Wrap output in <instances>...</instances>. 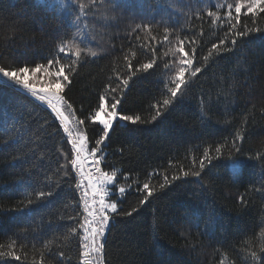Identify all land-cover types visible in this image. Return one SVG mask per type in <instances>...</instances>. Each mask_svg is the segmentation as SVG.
<instances>
[{"label":"trees","instance_id":"1","mask_svg":"<svg viewBox=\"0 0 264 264\" xmlns=\"http://www.w3.org/2000/svg\"><path fill=\"white\" fill-rule=\"evenodd\" d=\"M235 2L116 0L113 15L119 23L113 21L110 28L89 25L90 35L107 51L95 63L89 62L78 69L68 93L70 100L78 109L83 107L82 116L95 107L114 70L126 71L124 53L132 45L149 42L146 33H140L137 41V34H129L128 24L151 19L152 34L159 40L157 67L133 78L118 109L125 115H140L143 120H150L154 114L151 105L162 100L163 85L174 75L163 66L165 61L174 58L169 51L173 45L163 41L161 25L166 23L174 28L173 43L177 34L183 37L195 32L200 40L197 61L203 63V55L224 35L226 5ZM209 10L219 11L221 15L222 20L215 27L209 23L211 18L206 14ZM197 12L203 19L195 18ZM62 17L63 13L40 0H0V66L14 68L49 57L54 52L57 33L68 28L67 23H62ZM259 26L264 27V18L259 20ZM238 44L235 52L210 60L194 86L155 123L118 122L105 152L107 165L142 183L153 170L167 169L169 175L175 172L176 167H169L170 160L177 167L182 164L187 169L191 166V157L198 158L204 147L231 140L247 117L245 139L240 145L242 153L237 154L244 161L239 173L232 174L233 161L225 156L214 161L216 167L206 169L205 187L193 183L191 178L176 181L150 198L131 217H116L106 236L107 264H218L217 250L227 253L226 264H232L245 239H255L254 234L264 224V201L259 194L248 192L250 186L259 182L261 169L255 161L246 159L257 151L264 152V33L251 35ZM134 50V65L152 55L139 47ZM0 109L6 113L0 122H6L10 129L14 122L16 127L22 123L28 129L20 145L0 147V245L5 246L0 250L6 251V245L14 240L22 260H10L9 264H33V260L39 264L41 250L45 258L48 255L43 249L44 243L53 250L60 243L71 258L65 264H78L75 238L70 243L63 240L67 235L66 226L74 223L67 217L80 211L75 203L78 194L66 183L69 178L56 172L64 162L57 151L65 146L63 134L54 133L44 124L41 110L11 88L0 89ZM18 153L27 155L14 160ZM45 174L50 187L57 182L61 184L56 189L58 195L51 198L53 203L47 207L33 205L31 211L11 210L45 183ZM161 179L154 176L153 182ZM138 195L129 192L120 201L121 208L129 210L133 205L138 206ZM241 195L249 200L246 208L238 202ZM193 212L201 219L197 220ZM37 225L42 228L38 229Z\"/></svg>","mask_w":264,"mask_h":264},{"label":"snow or ice","instance_id":"2","mask_svg":"<svg viewBox=\"0 0 264 264\" xmlns=\"http://www.w3.org/2000/svg\"><path fill=\"white\" fill-rule=\"evenodd\" d=\"M40 2H47L49 7H54L59 13H63L62 23H67L68 28L57 33L54 52L46 59L33 60L31 63H23L14 68L0 66V89L11 88L28 98L43 113L44 124L53 129L54 133L63 134L65 146L58 148L57 151L63 156L64 162L59 164L56 172L69 178L66 183L78 194L79 198L75 203L80 207L76 215L67 217L74 223L66 226L67 235L63 236V240L70 243L75 238L78 264H107L106 236L110 223L116 217H131L148 204L150 198L167 190L176 181H187L191 178L193 183L205 187L203 179L207 175L206 169L216 167L214 161L221 160L225 156L233 161L232 174L239 173L244 161L237 154L242 153L240 145L245 139L247 117L236 129L231 140L204 147L198 158L191 157V166L187 169L182 164L177 167L170 160L169 167H176L175 172L169 175L167 169L153 170L147 174L142 183L136 179L130 180L127 174L120 172L115 166L107 165L105 149L114 131V125L118 122L131 125L155 123L194 86L198 76L209 67L210 60L225 53L235 52L239 47L238 41L264 33V27L259 26V20L264 18V0H236L235 4L226 5L223 16V21H226L224 35L211 45L206 55H203V63L197 61V46L200 40L196 38L195 32L191 36L186 34L183 37L177 34L173 43L171 37L174 28L167 26L166 23L161 25L163 41L173 45L169 51L174 58L172 61H165L163 66L169 73L174 72V75H171L168 82L163 85L162 100L151 105L154 114L151 115L150 120H143L140 115H125L118 109L133 78L137 74H147L157 67L156 44L159 40L152 34V20L142 19L138 23L132 21L128 24L130 35L137 34L136 40L140 41L139 34L146 33L149 42L132 45L129 51L124 53L123 62L126 71L121 73L114 70V74L108 77L104 92L98 97V104L82 116L83 107L78 109L74 106L68 93L71 91L78 69L89 62L95 63L106 53L107 50L97 44L95 38L90 35L89 25L96 24L101 28H110L113 27V21L119 23V19L113 15L116 0H87V2L40 0ZM149 8H151L150 4ZM206 14L211 18L209 23L213 27L222 20L219 11L209 10ZM195 18L203 19L199 12L195 14ZM203 34L201 28L200 35ZM136 47L151 52L152 55L146 61L134 65L132 58L136 56L134 50ZM4 115L6 113L0 109V117ZM27 131L22 123L18 128L14 122L10 129L6 122H0V147L8 144L20 145ZM68 145L70 148L67 147ZM120 151L122 153L123 149ZM26 155V153H18L13 159H24ZM246 159L255 161L256 167L261 169L259 182L250 186L248 192L259 194V198L264 201V152L257 151L248 155ZM154 176H160L162 179L153 182ZM48 179V175L45 174V183L33 189L18 207L11 210L31 211L33 205L47 207L52 204L51 198L58 195L56 189L60 188L61 184L57 182L54 187H50L46 183ZM133 191L139 194L138 206L133 205L129 210H123L120 201ZM238 202L245 208L249 205L245 195H241ZM193 215H196L197 220L201 219L198 213L193 212ZM37 228H42V225H37ZM254 236L255 239H245L232 259V264H264V224L260 225L258 234ZM4 247L0 245V248ZM6 248V251L0 250V264H9L10 260H22V255L17 251L16 241H11ZM43 249L47 250L48 255L45 258L44 251L41 250L39 264H65L71 259L62 250L60 243L56 244L55 250L48 243H44ZM217 252L220 256L218 264H226L228 254L219 250ZM33 264L37 262L33 260Z\"/></svg>","mask_w":264,"mask_h":264},{"label":"rangeland","instance_id":"3","mask_svg":"<svg viewBox=\"0 0 264 264\" xmlns=\"http://www.w3.org/2000/svg\"><path fill=\"white\" fill-rule=\"evenodd\" d=\"M122 124H125V123H123V122H121ZM115 126V125H114Z\"/></svg>","mask_w":264,"mask_h":264}]
</instances>
